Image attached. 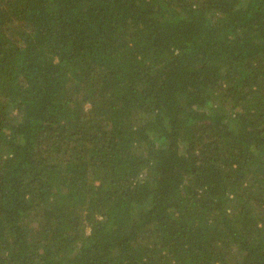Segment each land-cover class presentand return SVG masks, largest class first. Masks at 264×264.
Instances as JSON below:
<instances>
[{"label":"trees","instance_id":"16d2710c","mask_svg":"<svg viewBox=\"0 0 264 264\" xmlns=\"http://www.w3.org/2000/svg\"><path fill=\"white\" fill-rule=\"evenodd\" d=\"M0 264H264V0H0Z\"/></svg>","mask_w":264,"mask_h":264},{"label":"rangeland","instance_id":"374dc122","mask_svg":"<svg viewBox=\"0 0 264 264\" xmlns=\"http://www.w3.org/2000/svg\"><path fill=\"white\" fill-rule=\"evenodd\" d=\"M90 229V227H88V230Z\"/></svg>","mask_w":264,"mask_h":264}]
</instances>
